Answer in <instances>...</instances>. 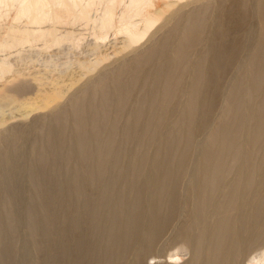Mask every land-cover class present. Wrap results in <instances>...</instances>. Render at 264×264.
<instances>
[{"label":"bare ground","instance_id":"6f19581e","mask_svg":"<svg viewBox=\"0 0 264 264\" xmlns=\"http://www.w3.org/2000/svg\"><path fill=\"white\" fill-rule=\"evenodd\" d=\"M152 1L128 0L114 29L122 38L107 47L137 45L159 20L160 41L87 71L75 89L74 72L60 77L66 63L39 84V53L63 40L79 44L76 26L93 22L89 10L98 4L100 30L112 29L123 0H0V17L10 20L0 26V74L15 56L35 57L20 80L0 85V264L27 250L35 264H147L164 236L176 253L162 264H238L242 245L264 236V0H209L167 15L169 0L145 12ZM213 7L219 14L209 22ZM249 23L257 32L242 58L232 31ZM207 30L206 52L187 68L186 51ZM46 53L45 63L61 58ZM236 65L200 165L183 167ZM176 105L179 120L149 159L152 135ZM247 264H264V255Z\"/></svg>","mask_w":264,"mask_h":264},{"label":"rangeland","instance_id":"374dc122","mask_svg":"<svg viewBox=\"0 0 264 264\" xmlns=\"http://www.w3.org/2000/svg\"><path fill=\"white\" fill-rule=\"evenodd\" d=\"M208 1L209 0H169V3H172V4H171V7L169 9H164V15L170 14L171 11L177 10L181 6L192 5V4L194 5L195 8L197 7L199 9H201V8L205 7L204 4L207 3ZM253 1L254 0H252V2ZM127 2H128V0H123V3H120V4L117 3L115 5L114 13H115L116 17H115V22L113 23V28L112 29H108V31H106V30L101 31L100 30V28H99L100 24L97 21V19L99 18V15L101 14V12H102V10L104 8V4H98L97 6H95L94 8L89 10L90 17L93 20V22H89L87 24H81L80 27L76 26L75 32L79 33L80 34L79 36L81 38L78 41L79 44H75V46L73 47L72 42H70L69 40H63L64 42H61V43H63L62 45L61 44L59 46L50 45L51 47L50 46L48 48L46 47L47 50H44V51L41 50L43 53L41 52L39 54L43 55V57L40 56V59H42L41 60L42 62L40 60H38L39 62L38 61L37 62L40 65H42V66H37V68L38 67L40 69H41V67H44V68H42L43 70L41 69L42 76H41V74H39V76H37V79H38L37 82L38 83L40 82L39 84H45L46 82H48L46 80L47 77H49V76L50 77H56L57 74H60V73H58L59 71H61L60 68H62V71H66L67 70L65 73L60 74V77H62V78L64 77L65 78L67 73L74 72L75 75H76L75 76L76 80L80 81L82 79V77H84V78L86 77L87 78L88 76H90V73L89 72L87 73V71H90V72L93 71L91 73L92 75H95V72H96V74H98V72H101L103 70V68H106L107 66L110 67L109 65H111L113 63V61H116L117 58L121 57V59H124V58L127 59L128 57L131 58L133 55H137V54L139 55L151 43H154V42H156L158 40L160 41V38H159L160 36H159V33H157V30L160 28L161 20H159V22L149 31V33L146 35V37L140 43H138L137 45L132 46V47H125L122 43H118L114 47V48H116V49H113L114 51L113 50H108L109 46L107 47V45H110L111 42L119 41L122 38L121 35L117 34L116 30H114V29H116L115 27L117 26V24H116L117 23V18L120 15H122L123 13L124 14L128 13V11H127L128 8L126 7ZM164 2H166V1L153 0L152 1V6L146 8L145 12H148L150 14L156 12L158 9L163 8V3ZM218 14H219L218 9L213 7V8H211L208 11L206 16H209V22H211L218 16ZM129 15H133V12H131ZM131 20H133V22H138L140 20V18L138 16H136V17L132 16ZM9 22H10V20L8 18H6L4 16L0 17V26H5ZM78 24L79 23H77V25ZM65 26L69 27L70 25H65ZM60 29H62V28H60ZM232 32H234V35L238 38V40L240 42L239 46L243 50L242 58H244L248 54V51L252 48V45L254 43L256 32H257L256 25H255V23H249L247 30H245V31L233 30ZM93 33H95L100 39H97L95 36H92ZM102 37H106V40H102L101 39ZM161 37H162V35H161ZM210 38H211V30H207L202 35L201 43L198 42L196 45H194V48L192 47L190 50L186 51L187 68L195 66V64L197 62V59H198V54L200 52H201L200 54H203L204 51L206 52L208 47L205 44H208ZM204 45H205L206 49H205ZM97 46H99L100 48L97 47ZM96 48H98V49H96ZM89 49L90 50L93 49V51L96 49V53L97 54L95 55L93 53H89L88 52ZM165 49L169 50L171 52L174 50L173 47H171V45L168 46V47H165ZM58 50H59V53L63 56V58L59 54L61 58H57L56 57L57 61H55L56 59L54 57V54H55V51H58ZM60 51L63 52V53H61ZM97 51L100 52V57L102 55H104V56L106 55V56L105 57L102 56L103 58L101 57V59H99L97 57V56H99L98 55L99 52H97ZM202 51H203V53H202ZM46 52H50V53L53 54L54 60H52V61H54V62H50V64L44 62V59L49 54V53H46ZM66 53L69 54V55H67ZM2 54L3 53L0 52V56H2ZM25 54H26V56L25 55H22V56L20 55L21 56L20 58L18 56H15V57H18L16 59H15V57L11 58L12 61L15 60V61H13V62H15V64L13 62H11L12 65L10 64V67L12 69L9 68L8 70H6L7 73H5V72L3 73L2 72V75L0 74V78H1L0 79V85H2V84L10 85V84H12V82L15 83L16 80H20L21 79L20 77H22V75L24 74L22 72H25L26 68H27V70H29V67L34 65V64H31V63H34V62L30 61L31 62L30 63L29 60L35 59V57L30 59L31 56L29 57V55L27 53H25ZM112 54H113V56H112ZM44 55H46V57ZM25 59H26V61H25ZM94 59H96V60H94ZM97 59H99V61ZM96 61H97V64H94V63H96ZM28 62L30 63V65L28 64ZM82 62H84V63H82ZM65 63L68 65V67H67V65H64ZM13 64H14L15 67L13 66ZM63 66H66L67 69L63 68ZM236 67H237V65L235 67H233L232 69H230L225 74V76L223 78L224 87H223V89L221 91V95L219 96L216 104L214 105L213 113L210 116L208 122L205 124V126L200 128V129H198V131L194 134L193 141H192V143H191V145H190V147H189V149H188V151L186 153L183 167L194 168V167H198L200 165L202 157L204 155L205 146H206V144L208 142L210 134L213 131V129L216 126V124L218 123V121L220 119V116H221L222 105H223V100H224V99L222 100V97H224V94L227 93L235 85V83L237 82L239 73H238ZM24 68H25V70H24ZM80 69L84 70V71H81ZM18 70H19V73L17 74ZM85 71H86V73H85ZM43 72H44V74H46L45 76H44ZM19 74H22V75H19ZM85 74H88V75L85 76ZM15 76H16V78H15ZM40 78L42 79L41 81L43 83H41V81H39ZM78 78H80V80ZM44 79L46 80V82L44 81ZM76 80H75V83H76L75 89L83 81V80H81L78 83V81H76ZM75 83L73 81V84H75ZM74 86L75 85H73V87ZM73 87H71V88H73ZM180 109H181V106L176 105L174 107V109H172V111H170V113H169L170 116H169V118L166 119V121L163 124V126L160 129H158L152 135V139H151L152 144L147 149V156L149 157V159H151L153 157V155H154L153 152L161 145V144H157V143L160 140H162L165 137V135H167L170 132V130H171L170 127H172V124L179 120L178 116L181 114ZM22 188H25V187L23 186ZM17 202H19V204L16 203V207H17V209H20V210H17L18 213L20 212L19 214L17 213V215L20 218L21 214H22V203L23 202H22V200L21 201H17ZM18 231H20L18 233H22L21 230H18ZM165 238H167V242H166ZM22 239H23V237H22ZM168 241H169V238L167 236H164V238L162 237L161 240L157 242L156 250H155L156 253L153 252L152 254H150V256L148 257L149 259H146V263L147 264H162L166 260H168V256L169 255H171L173 253H176L175 252L176 251V247H175L176 245L172 244L170 241L169 242ZM19 244H22V242H19ZM157 246H159V247H157ZM246 247H248V248H246ZM260 255H264V236L262 238H259V239L255 240L253 243L252 242H247L246 244L242 245L241 251H240V253H239L238 257H237V259L239 258L238 259V264H247L249 262H252V258L258 257ZM13 258H15V259L13 260V262L11 264H35V254L31 250H27L25 252V254H23L22 256H19V257L16 256V257H13ZM188 258H189V256L186 255L185 259H188ZM8 264H10V263H8ZM178 264H181V261L180 262L178 261Z\"/></svg>","mask_w":264,"mask_h":264}]
</instances>
